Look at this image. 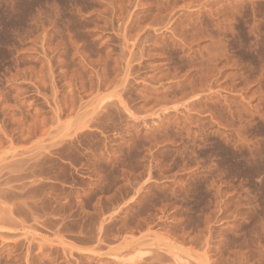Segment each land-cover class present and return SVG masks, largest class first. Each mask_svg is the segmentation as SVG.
I'll return each mask as SVG.
<instances>
[{
	"label": "rangeland",
	"instance_id": "1",
	"mask_svg": "<svg viewBox=\"0 0 264 264\" xmlns=\"http://www.w3.org/2000/svg\"><path fill=\"white\" fill-rule=\"evenodd\" d=\"M0 264H264V0H0Z\"/></svg>",
	"mask_w": 264,
	"mask_h": 264
}]
</instances>
